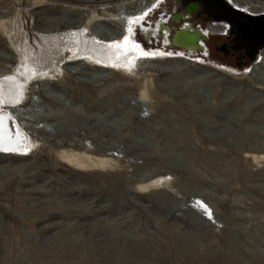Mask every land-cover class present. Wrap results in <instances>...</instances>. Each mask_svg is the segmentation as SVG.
I'll return each instance as SVG.
<instances>
[{"label":"rangeland","instance_id":"obj_1","mask_svg":"<svg viewBox=\"0 0 264 264\" xmlns=\"http://www.w3.org/2000/svg\"><path fill=\"white\" fill-rule=\"evenodd\" d=\"M152 2L169 37L230 30L169 56L164 31L123 32ZM263 49L264 14L227 0H0V112L24 138L0 147V264H264Z\"/></svg>","mask_w":264,"mask_h":264},{"label":"bare ground","instance_id":"obj_2","mask_svg":"<svg viewBox=\"0 0 264 264\" xmlns=\"http://www.w3.org/2000/svg\"><path fill=\"white\" fill-rule=\"evenodd\" d=\"M101 1H102V3H104V0H101ZM155 1H159V0H154V2ZM236 1L240 5L244 6L245 8H247L251 11L264 10V1H262V0L261 1L236 0ZM227 2L231 3L229 0H227ZM152 5H153V2L150 5H148L147 7H145V9L142 11L141 14H138V16L140 15L139 17L134 18V16H133L129 23L126 20H124L123 32H126V33L129 32L130 34L133 35L134 31H135L134 30L135 27L140 25L142 23V21L144 20V18L149 14V12L151 11L150 7H152ZM133 20H134V22H133ZM189 25L191 26L190 23H186L184 26L181 27L182 30H185V29L187 30L188 29L187 27ZM211 25H214L212 28L213 30H214V27L219 28V30L215 34H227L230 30V26L227 23L216 22V23H211ZM222 26L224 27V29L221 31L220 28ZM202 30H203L202 32L199 31L195 35L190 34L189 32H183V33H179V34L175 35L174 37H171V36L169 37L170 28L164 26L163 22L156 21V26L154 27V33L151 34L150 37H151V39H152V35H156L155 37H157L158 34H161V31H164L165 33L162 35L164 36L165 42L170 43L172 45L171 46L172 48H178L177 50L179 52L187 54L189 57H191V56H197V54L199 53L198 49H202V50L206 49V47H205L206 45L203 42L202 38L204 37V35L206 33H209V32L207 30H204V29H202ZM214 31H216V30H214ZM190 32H192V31H190ZM199 35H200V37H199ZM80 37L81 38L79 39L80 40L79 44H80V47L83 50V52H85L86 54H88V52H92V51L95 52L96 54L99 53L100 55L99 54H97V55L100 56V58L104 62L105 67H107V68L108 67L111 68L112 66L110 67V65L111 64L113 65L115 62L117 63L118 60H120L122 62V64L128 63V66L133 62V61L132 62L130 61L131 63H129L128 58L126 56H120V57H117L114 59L113 56H111L105 50H104V53H101L102 47H100V46L97 47L96 44L92 40H90V38L88 36L83 35L81 33ZM197 37H198V41L196 42ZM133 38H135V37L133 36ZM178 44L183 46V47L178 46ZM171 54H173V53H171ZM64 58H65V53L64 54L60 53L58 60L52 62L49 70L45 71L46 76H50V74L52 72H54L56 64L60 63V61L63 60ZM137 58H138V56H137ZM201 60L205 61L203 59H201ZM137 61H139V60H137ZM188 61H194V60H188ZM133 65H135V64H133ZM126 66H127V64H126ZM251 72L253 74H256L257 76H259V79H260V77L264 78V51L261 53L260 59L252 66ZM8 97H9L10 102L14 103L17 101V97L14 96V93H12V91H11L10 95L8 94ZM14 117H15L14 113H12L10 111H6V113H3V111L0 112V147L3 148L4 150H10V149L16 150L19 147H21V145H22L21 138H22V141L24 142V138L22 136L23 133H22L19 125L17 124L15 128L12 126L13 125L12 120L14 119ZM65 157H67V156H65ZM68 158L72 161L77 160V158L75 156H69ZM85 163H82V164H85Z\"/></svg>","mask_w":264,"mask_h":264},{"label":"flooded vegetation","instance_id":"obj_3","mask_svg":"<svg viewBox=\"0 0 264 264\" xmlns=\"http://www.w3.org/2000/svg\"><path fill=\"white\" fill-rule=\"evenodd\" d=\"M230 2H232L234 5H235V7H236V9H238V10H240V11H243V12H245L246 11V13H248V14H264V10H260V11H251V10H249V9H247V8H245L244 6H242V5H240L236 0H230ZM151 15V11L149 12V14L144 18V19H148L149 18V16ZM158 22H163L164 23V26H165V21H166V17H163V18H161L160 20H157ZM139 26H141L142 27V30L144 31V33H146V35L147 36H149L150 37V35L151 34H153L154 33V27L156 26V22L154 23V25H152V26H145V25H143V21H142V23L139 25ZM213 26V25H212ZM166 27H168V26H166ZM169 28V27H168ZM190 31H192V32H190L188 29L186 30H182V28L180 27L179 29H177L175 32H173V34H171V37H174L175 35H177V34H179V33H183V32H189L190 34H193V35H195L196 33H198L199 31H203L202 29H195L192 25L190 26H188L187 27ZM213 28V27H212ZM208 29L207 31L209 32V33H216L218 30H219V28H217V27H214V30H216V31H214L213 29ZM182 31H181V30ZM220 30H223V28H220ZM133 32V31H132ZM166 49V50H165ZM152 48L151 49V51H158V52H153V53H155V54H157V55H164L163 53L164 52H168V49L167 48ZM264 51V49L262 50V52ZM173 52V54H167V55H169V56H177V57H179V56H182V54H184V53H182V52H179L178 51V53H180V54H178L176 51H172ZM261 52V53H262ZM261 53H260V56H261ZM175 54V55H174ZM179 55V56H178ZM187 55V54H186ZM259 56V57H260ZM199 59H202V58H199ZM204 60V59H203ZM196 61H199V60H196ZM229 72V71H228Z\"/></svg>","mask_w":264,"mask_h":264},{"label":"water","instance_id":"obj_4","mask_svg":"<svg viewBox=\"0 0 264 264\" xmlns=\"http://www.w3.org/2000/svg\"><path fill=\"white\" fill-rule=\"evenodd\" d=\"M196 34H197V33H196ZM199 37H200V35H199ZM197 41H198V37L196 38V42H197ZM176 45H177V44H176ZM178 46L183 47V46H181V45H179V44H178Z\"/></svg>","mask_w":264,"mask_h":264}]
</instances>
